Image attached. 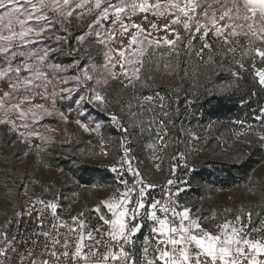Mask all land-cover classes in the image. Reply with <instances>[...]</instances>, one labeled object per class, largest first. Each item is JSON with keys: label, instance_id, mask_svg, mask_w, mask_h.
<instances>
[{"label": "snow or ice", "instance_id": "snow-or-ice-1", "mask_svg": "<svg viewBox=\"0 0 264 264\" xmlns=\"http://www.w3.org/2000/svg\"><path fill=\"white\" fill-rule=\"evenodd\" d=\"M149 15L154 20L148 21V29L135 22V17L148 20ZM159 18L166 22L160 24ZM73 19L85 24V30L76 36L78 44L94 38L103 50L104 63L100 68L95 64L81 67L80 58H75L72 67L77 74L62 80L65 84L74 81L75 87L60 92L53 87L49 92L53 75L68 69L49 62L54 49L36 45L54 28L63 29L65 35L56 36V40L67 44L69 29L64 26ZM161 31L164 35H157ZM117 40L120 47L114 48ZM79 50L72 49L69 54ZM157 54L159 59L153 61ZM181 55L209 69L228 64L237 81L242 78L239 70H251L264 90V67H256L264 64V0H0V83L5 85L0 88V127L29 146V151L36 148L37 157L41 146L31 141L49 143L44 134L49 131L43 124L46 118L56 113L67 122L65 113L56 107L58 100L74 99L76 92L79 100L74 102L81 106H107L112 103L105 93L110 81L131 89L126 100H116L122 111L126 109L127 121L115 113L111 116L124 134L120 141L123 153L110 168L115 175L108 186L114 185L113 191L90 210L96 223H89L84 212L72 216L70 222L63 220L55 198L28 197V214H35V228L26 229L25 234L17 226L11 233V225L18 224L16 217L25 214L23 206L0 224V264H264V207L253 211L242 206L194 215L193 209L179 200L185 191L180 184L187 181L172 178L163 186L153 184L133 166L131 149L124 146L127 136L133 134L130 129L139 128L141 134H152L157 149L167 147L165 121L171 123V119L164 110L165 98L159 93L139 92L154 82L151 75H144L147 64L175 74L180 65L172 60L178 61ZM233 66L237 70H232ZM197 72L191 75L195 77ZM184 75H190L187 69ZM156 106L161 109L160 116ZM257 111L254 119L261 130L255 134L257 143L264 146V105ZM75 123L84 131H99V125L90 129L79 120ZM236 123L243 127L245 121ZM245 135L237 133L238 137ZM100 146L99 154L109 155L103 150V139ZM178 158L185 156L180 153ZM155 167L159 170L160 164ZM177 167L172 164L173 176ZM184 167H188L186 162ZM23 187L27 192V186ZM158 187L159 199L151 195ZM42 209L50 211L47 224ZM145 227L148 234L142 231ZM139 236L143 239L137 247Z\"/></svg>", "mask_w": 264, "mask_h": 264}, {"label": "rangeland", "instance_id": "rangeland-1", "mask_svg": "<svg viewBox=\"0 0 264 264\" xmlns=\"http://www.w3.org/2000/svg\"><path fill=\"white\" fill-rule=\"evenodd\" d=\"M134 19L145 29L149 28L148 21L154 20L151 15L148 20L140 16ZM158 22L163 24L166 21L159 18ZM64 27L69 29L67 44L56 40V36L65 35L63 29L54 28L36 45L37 48L54 49L49 62L68 69L66 73L53 75L52 83L48 85L49 92L53 87L57 92L65 87H75L74 81L62 83L66 77L77 74V69L72 67L75 58H80L81 67L95 64L100 68L104 63L103 50L97 46L94 38L89 37L83 44H78L76 36L85 30L83 22L73 19ZM157 35L162 36L164 33L161 31ZM124 42L127 43L126 38ZM112 46L120 47L119 40ZM77 48L80 49L78 52L69 54L72 49ZM89 56L91 60L88 59ZM158 59L159 54L153 61ZM172 63L180 65L175 74H169L162 66L161 70L157 71L154 63L147 64L144 75H151L154 82L151 87L140 89L139 92L142 95L159 93L165 98L164 110L169 112L171 119V123L165 121L167 134L164 135V143L167 147L161 151L156 148L151 133L141 134L139 128L130 129L133 134L127 136L124 146L131 149L133 166L138 167L153 184L166 183L168 179L174 178L171 168L173 163L177 164V160L173 161L172 158L184 153L192 175L188 186L190 189L198 190L200 194L198 201L191 202L194 215L207 216L212 210L222 211L225 208L235 210L242 206L246 210L258 211L260 207H264V146L257 143L255 133L261 129L254 117L259 114L257 109L264 105V93L253 90L255 93L252 97L254 99L252 107L244 110L240 118L220 120L209 117L204 133L194 129L197 145L202 147V151L195 153V145L188 141L189 130L186 127L189 125L187 120H191L194 113L191 110L192 112L184 115V107L178 111L172 110L171 100L176 98L183 100L185 97L196 100L197 93L202 94L200 97H210L228 90L237 91L238 82L229 71L228 64L209 69L199 66L195 59L188 60L183 55L178 61L173 58ZM256 67H264V64L257 63ZM184 69L189 71V76L184 75ZM197 69L198 72L193 77L191 73ZM232 70L237 69L233 66ZM239 71L240 74H245L242 79L245 77L252 80L249 77L250 74L253 75L251 70ZM229 85L230 87H226ZM4 87L5 85L0 83V88ZM105 93L112 101L107 106L95 104L81 106L74 102L79 100L76 92H73L74 99L58 100L56 107L65 113L67 122L56 113L46 118L43 124L49 131L44 134L49 137V143L42 144L38 139L31 141V144L41 146L39 157L36 155V148L33 147L29 151V146L8 133L6 128L0 127V224L11 219L19 211L22 195L39 198L56 194L64 198L67 204L91 210L100 199L113 191L114 185L111 187L108 185L115 174L109 169L123 153L120 141L124 134L111 116L115 113L127 121L126 109L122 111L121 103H117L116 100L118 98L121 101L126 100L131 89L122 88L118 81H110ZM80 95L87 93L80 92ZM181 104L184 106L183 102ZM155 112L160 116L159 106L155 107ZM77 120L90 129H96L99 125V131H84L75 123ZM237 120L245 121L243 127L236 123ZM249 125L252 126L251 129ZM240 132L247 135L238 137L237 133ZM101 139L103 150L109 153L107 156L99 154ZM149 144L153 145L152 149L147 147ZM25 152L28 154L24 155ZM156 163L160 164L159 170L155 167ZM179 170L177 167L175 173L177 174ZM25 185L27 192L23 187ZM198 209L200 211H197ZM235 214L233 211L232 215ZM14 226L15 222L11 225V233Z\"/></svg>", "mask_w": 264, "mask_h": 264}, {"label": "built area", "instance_id": "built-area-1", "mask_svg": "<svg viewBox=\"0 0 264 264\" xmlns=\"http://www.w3.org/2000/svg\"><path fill=\"white\" fill-rule=\"evenodd\" d=\"M192 103H193V100L191 98H188L184 102V105L186 106V108L184 110V115H186V113L191 111L190 105ZM179 108H180V100H179V98H176L173 100L172 110L177 111V109H179ZM200 119H201L200 113H197L192 117L191 120H189V119L187 120V124H189V125L186 126L189 130L187 138H188L189 143L191 142V144L195 145V148H194L195 153H199L200 150L197 147L198 146L197 140L195 139L196 137H195V133L193 130L200 126V124H201ZM185 162L187 163L186 159H179V158L177 159L178 168H180V170L177 172V174L176 173L174 174V178L178 182L187 181V183H181L180 184V186L183 187L185 189V191H183L180 194L179 200L182 204L186 203L192 208L191 202L198 201L200 198V194H199L198 190L190 189L188 186V183H189L190 177H191V167L188 166L187 168H185L184 167ZM157 185L163 186V185H166V183H161V184H157ZM151 195L153 197L159 199L161 196L160 188L158 187V188L153 189L151 192ZM32 198H33V200L43 199V200H48V201H51V200H53V198H55L59 204L58 215L60 217H62L63 220L70 222L72 216H75L78 213L84 212L85 217L88 218V220H89V223H91L93 225L96 223L95 213L91 212L90 209L80 207L77 205L75 206V205L67 204L65 202V199L61 198L59 195L52 194V195L42 196L39 198H34V197H32ZM21 206H23V208L26 209V211H25V214L23 217H16V221H18V224L15 222V226H14L12 233H14L16 231V228L18 226L20 232L27 234L25 232L26 229L28 231H31L35 228V222H34L35 221V214L33 213V215H31V216H29V214H28L29 212H31V202L28 200V196H25V195L21 196L19 211L21 210ZM38 207H41V206H38ZM42 214H43V218H44L45 223L46 224L49 223L50 211L42 209ZM142 231L144 234H148L149 229H148V227H145ZM142 239H143V236H139V239L137 241V247H139V242Z\"/></svg>", "mask_w": 264, "mask_h": 264}, {"label": "trees", "instance_id": "trees-1", "mask_svg": "<svg viewBox=\"0 0 264 264\" xmlns=\"http://www.w3.org/2000/svg\"><path fill=\"white\" fill-rule=\"evenodd\" d=\"M241 77L244 76V73L240 74ZM252 80L244 79L236 80L238 82L237 91H226L221 92L219 94H213L210 97L201 96L202 94L197 93L196 100L192 97H185L183 100H180V108L184 109L186 106H182L181 102H185L188 98L193 100V103L190 105L191 110L194 115L200 113V121L201 124L199 127L195 128L201 133L207 130L208 121L207 118H216L220 120H229L233 118H240L243 114V111L252 107V101H254L253 94L255 92L260 91L264 93V90H261L258 84L256 83V79L252 74L249 75ZM250 82V83H249ZM256 89V90H254ZM255 92H254V91ZM198 92V91H197ZM199 99V100H198ZM174 100V99H173ZM173 100H171V106L173 104ZM245 102H247L245 104ZM191 111V112H192ZM193 115V116H194ZM199 150L202 151V147L198 146ZM192 179V175L190 180ZM190 182V181H189Z\"/></svg>", "mask_w": 264, "mask_h": 264}]
</instances>
